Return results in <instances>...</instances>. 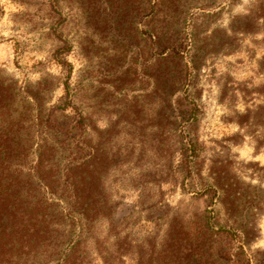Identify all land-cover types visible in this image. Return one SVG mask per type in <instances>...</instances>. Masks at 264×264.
Masks as SVG:
<instances>
[{
	"label": "rangeland",
	"instance_id": "374dc122",
	"mask_svg": "<svg viewBox=\"0 0 264 264\" xmlns=\"http://www.w3.org/2000/svg\"><path fill=\"white\" fill-rule=\"evenodd\" d=\"M263 56L264 0H0V264H264Z\"/></svg>",
	"mask_w": 264,
	"mask_h": 264
},
{
	"label": "trees",
	"instance_id": "16d2710c",
	"mask_svg": "<svg viewBox=\"0 0 264 264\" xmlns=\"http://www.w3.org/2000/svg\"><path fill=\"white\" fill-rule=\"evenodd\" d=\"M261 64H263L264 65V56L261 58ZM2 96L0 95V107H1V98ZM6 149V148H5Z\"/></svg>",
	"mask_w": 264,
	"mask_h": 264
}]
</instances>
